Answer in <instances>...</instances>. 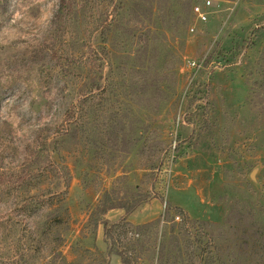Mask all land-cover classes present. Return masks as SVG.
<instances>
[{
	"label": "rangeland",
	"instance_id": "1",
	"mask_svg": "<svg viewBox=\"0 0 264 264\" xmlns=\"http://www.w3.org/2000/svg\"><path fill=\"white\" fill-rule=\"evenodd\" d=\"M204 1L125 0L110 60L101 0L0 5V264H123L92 232L108 197L130 205L110 222L181 206L225 226L229 264H264V0H210L202 22Z\"/></svg>",
	"mask_w": 264,
	"mask_h": 264
},
{
	"label": "trees",
	"instance_id": "2",
	"mask_svg": "<svg viewBox=\"0 0 264 264\" xmlns=\"http://www.w3.org/2000/svg\"><path fill=\"white\" fill-rule=\"evenodd\" d=\"M0 1H3L0 5L5 6L4 4L8 0ZM187 1L186 4L190 5V0ZM124 2L125 0L119 2L118 0H101L99 6L103 3L102 9L99 16H96L91 29V37L96 32L100 33L103 44L102 55L109 60L111 59L113 33L119 31L122 27L120 23H123L122 15L126 9ZM61 7L63 9L57 12V17L64 12L65 4H62ZM95 57L96 60H102L98 53ZM98 87V81L94 80L86 92L93 95ZM74 111H76L75 107L68 109V115L73 117ZM63 171L65 177L64 193L66 194L70 174L66 169ZM124 205L117 204L108 197L106 201L99 203L96 213H92L90 216L93 234L98 232L99 226L102 224L104 226V237L109 244L110 251L108 253L120 256L123 264H141V260H150L153 264H229L223 259L222 249L215 242L217 228H224V225L223 227L211 221L193 220L183 207H172L169 204L166 205V212L160 219L145 224H134L125 217L117 222H110L105 217L110 209L125 208ZM176 218L181 220L176 222ZM161 223L164 224L161 226ZM188 226L194 228L195 232L191 235L186 232ZM262 248L264 249V246ZM141 252L147 254L146 258L143 259L140 256ZM248 262H253L252 258ZM108 263L107 256L99 264Z\"/></svg>",
	"mask_w": 264,
	"mask_h": 264
},
{
	"label": "built area",
	"instance_id": "3",
	"mask_svg": "<svg viewBox=\"0 0 264 264\" xmlns=\"http://www.w3.org/2000/svg\"><path fill=\"white\" fill-rule=\"evenodd\" d=\"M211 5V1L210 0H205L203 3V7L200 5H196L193 8V12L195 13V15L199 18L200 21L202 22H207L208 21V12L206 11V8H209ZM194 28H192L191 30H193ZM199 62L196 61H190L189 62V66L194 67V68H198L199 66Z\"/></svg>",
	"mask_w": 264,
	"mask_h": 264
}]
</instances>
